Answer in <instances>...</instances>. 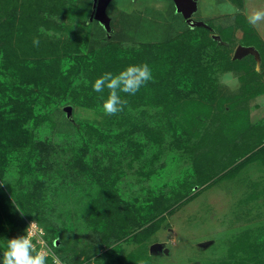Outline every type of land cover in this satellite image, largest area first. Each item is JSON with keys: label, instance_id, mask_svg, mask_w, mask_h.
Returning <instances> with one entry per match:
<instances>
[{"label": "rangeland", "instance_id": "rangeland-1", "mask_svg": "<svg viewBox=\"0 0 264 264\" xmlns=\"http://www.w3.org/2000/svg\"><path fill=\"white\" fill-rule=\"evenodd\" d=\"M230 1L108 0L107 20L97 15L95 0H38L35 3L51 10L48 17L61 25L53 26L59 31L50 39L65 42L74 34V38L78 35L83 43L86 39L89 44L96 40L120 42L131 48L124 55L127 67L138 65L134 64L138 58L132 48L159 42L162 36L165 39L162 51L166 55L159 56L158 53L152 69L170 72L173 54L192 49L194 43L193 53L201 62L195 69L201 71L196 82L206 91H192V86L179 87L178 92L186 107L194 99L203 105L211 103L213 112L202 124L192 119L189 126L195 129L185 126L183 130L195 132L196 139H200V135L202 139L205 137V145L201 142L195 150L196 153L201 151L199 163L192 161L187 166L192 148L184 151L186 143L182 136L179 145H169L168 139L157 159L139 161L132 155L122 156L119 161L122 180L114 187L126 201L109 207L104 204L97 217L91 214L90 207L96 200L88 198L87 193L98 190L86 185V174L72 173L70 177L57 172V181L70 179L66 181L67 185H40V164L36 159L31 168L35 170L33 178L38 174L39 181L26 185L24 182L28 178H21L13 169L15 161L10 160L3 173L0 169V222L8 230V240L24 232L20 221L16 220L18 216L32 214L35 218L31 222L43 228L39 239L33 241L37 249H50L54 261L58 257L62 264H264V151L259 150L264 145L261 144L264 139V93L254 94L264 90V64L257 67L258 62H264V22L253 27L246 16L254 8L264 9V0H247V14L244 0ZM18 2V8L25 13L34 8L30 5L24 9L22 5L28 2ZM166 24L171 26L164 27ZM216 35L223 40L218 42ZM87 48L88 45L83 46V53L88 52ZM237 50H240L239 54ZM28 51L34 52V49L28 48ZM179 60L182 62L184 58L180 55ZM190 65L192 63L183 67ZM182 69H176L177 78ZM183 71L185 75L192 74L186 68ZM185 82L190 83L188 79ZM210 91L212 94L208 97L206 94ZM70 99L68 97L54 115L62 122L58 123L59 127H68L60 132L66 138V145L71 141L78 147L85 145L84 137L75 126L78 121L90 122L101 129H119L122 135L132 129L131 124L129 127L119 124V116L106 115L101 105H76ZM67 106L71 107V117L65 113ZM241 107L247 108L248 113ZM147 109L153 112L146 106L131 110L138 114ZM184 120H181L182 124H186ZM224 140V149L230 141L241 143L242 147L239 150L233 146L225 153L226 157L221 158L223 148L219 145ZM94 147L89 144V149L84 152L86 163H91L98 155ZM227 161H230L229 166L223 170ZM106 162L111 161L106 158L104 165ZM196 166L204 172L184 179L188 173L186 169ZM50 178L47 177L48 182ZM177 179L179 183L175 182ZM175 184L180 185V189L172 193ZM163 195L167 198H161ZM155 197L163 200L162 209L165 207L166 211L155 217V220L163 219H158V230L146 239L143 232L151 230L153 211L150 204ZM97 201L101 205L104 200ZM139 203L142 204L138 206ZM138 226L142 227L134 230ZM32 231L35 232L34 228ZM112 237L117 240L109 245L107 241ZM3 239L0 237L3 248L0 257L7 246L2 245ZM55 245L59 246L54 248Z\"/></svg>", "mask_w": 264, "mask_h": 264}, {"label": "trees", "instance_id": "trees-1", "mask_svg": "<svg viewBox=\"0 0 264 264\" xmlns=\"http://www.w3.org/2000/svg\"><path fill=\"white\" fill-rule=\"evenodd\" d=\"M17 1L0 0V164H2L0 169L2 173L6 170L7 163L14 160L13 169L20 173L21 178H28L24 182L26 185H33L32 181L38 183L39 178L38 174L33 178L35 170L31 167L33 162L38 159V164H40L38 170L41 171L39 172L41 176L40 185H47V183L49 185H67L66 181H70V179L61 178L62 180L57 181V172L70 177L72 173L75 175L86 174V185H92L94 186L92 187L93 190L94 188L98 190L96 193L91 190L93 193L91 194L88 189L89 193H87L88 198L93 197L96 200V203L90 207L91 214L97 217L102 212L104 204L109 207V205H121L122 201H126L121 198L118 190L114 187L122 180L123 172L119 167L122 156L132 155L135 160L139 159V161L157 159L165 149L164 146L168 139L169 145H179L178 142L182 136L186 143L184 151L187 152L192 148V151L188 153L187 166L192 161L198 160L199 163L198 153L201 151L196 153L195 150L196 146H200L199 143L204 142L205 145V137L202 139V135H200V139H196L195 132L189 130L190 133H186L183 130L186 129L185 126L192 130L195 129L189 126L192 119L202 124L213 112V105L211 103H204L205 105H203L201 101L193 99V102L190 101L189 106L186 107L178 92L179 87L192 86H194L192 91H206L203 87L200 88V84L196 82L201 71H195V69L201 62L200 58L193 53L195 52L194 43H192V49L186 48L180 54H173L175 58L169 62L170 72L165 69L160 71H153L152 69L154 61L160 55H166L162 51L165 40L162 36L159 42L153 44H134L137 47L132 49L135 50V55L138 58L134 64L147 63L152 69L153 80L149 81L135 95L122 93V98L128 101L127 106L124 111L111 116L112 118L119 116V124L127 127H129L128 124H131L132 129L127 130L125 135H122L119 129H101L90 122L78 121L75 126H77L79 135L84 137L85 145L78 147L74 143L75 141L66 145V138L60 132L63 129L68 130V127H59L58 123L62 122L54 118L56 112H59L60 105L66 102L69 97L71 98L70 101L76 105L102 106L103 99L107 98V90L103 94L96 93L93 91L92 85L103 73L117 74L121 69L126 68L124 55L131 48H126L127 46L124 44L110 40H104L105 42L96 40L89 44L86 39L83 43L78 35H75V39L74 34L70 40L66 39L65 42L60 43L57 40L55 42L50 39V36L56 35L59 30L53 26L59 27L61 25L48 17L52 14L50 13L51 10L42 7L41 4L36 5L38 0H23L28 2V4L22 5L24 9L30 5L36 7L25 13L18 8L19 2L17 4ZM100 15L109 19L106 10ZM166 26L170 27L171 25L166 24L164 27ZM34 36H38L40 39L39 47L32 43ZM86 45L89 47L87 48L88 52L83 53V46L86 47ZM28 48L34 49V52H29ZM38 50L40 55H38ZM178 55L184 58L182 62ZM69 61H73V63L70 64ZM191 63L192 65L185 68L192 74L185 75L183 66ZM178 67L183 68L179 71V78L175 75V72H178L176 71ZM186 79L190 83H186ZM188 84L191 86H186ZM263 93L264 90L254 92L256 95ZM211 94L210 91L206 95L210 97ZM102 96L103 99H101ZM98 99L100 100L99 103L96 102ZM143 106L152 108L153 112L147 109L138 114L132 113L131 109H139ZM219 108L222 110L223 106L221 105ZM241 109L248 113L247 108L241 107ZM65 113L69 117L72 116L71 112L65 110ZM182 119H186L184 120L186 124H182ZM60 136L62 137L58 138ZM166 136L169 137L166 138ZM229 138L231 137L229 136ZM224 143L225 140L219 145L223 148L220 151L222 153L221 158L226 157L225 153L227 150H231L233 146H237L239 150L242 147L241 143L230 141L229 146L224 149ZM263 143L264 139L261 144ZM89 144H94L93 150H97L96 154L98 155L91 163H86L83 154L89 149ZM261 149L264 151V145L259 148V150ZM171 152H174V149L171 148ZM59 153L63 157H60ZM106 158H109L111 162H106L104 165ZM225 163L222 167L223 170L229 166L230 161ZM198 168L196 166L190 170L186 169L188 173L184 179H187L189 175L193 177L204 172L203 169L199 170ZM47 177H51L50 182H48ZM182 177L183 175L178 179ZM178 179L175 182L179 183ZM81 182L82 180H80ZM179 189L180 185L175 184V188L171 192L177 193ZM161 198L167 197L163 195ZM161 198L155 197V201L150 204L153 211V218L151 219L153 223L149 232H143L146 239L158 230V219H163V217H159L155 220V217L166 211L165 207L162 209L165 204ZM99 199L104 200L101 205L97 201ZM136 200L138 201V199ZM133 204L136 205L137 202ZM141 204L139 203L138 206ZM6 213L4 212V215ZM34 218L35 216L32 214L23 215L21 218L18 216L16 220L20 221L19 225L24 230L19 236L25 234L26 227L32 223ZM23 221L25 223L21 225ZM102 221L105 224V221ZM9 222L15 224V222ZM4 226L0 222V237H4V244L2 245H7L8 230ZM142 226H138L134 230ZM116 240L112 237L107 242L111 245ZM139 240L142 241V239ZM50 246L51 243L49 248L52 247ZM57 246L55 245L54 248ZM2 249L0 246V251ZM48 264H55L54 258L50 254Z\"/></svg>", "mask_w": 264, "mask_h": 264}, {"label": "clouds", "instance_id": "clouds-1", "mask_svg": "<svg viewBox=\"0 0 264 264\" xmlns=\"http://www.w3.org/2000/svg\"><path fill=\"white\" fill-rule=\"evenodd\" d=\"M111 1V0H110ZM109 4V3H108ZM108 6V5H107ZM107 6L105 10H107ZM97 10V5H95ZM107 18V17H106ZM104 18V20H107ZM253 27L264 22V9L254 8L247 17ZM32 43L39 47L40 39L34 36ZM264 62H258V69ZM153 80L152 69L147 63L130 65L117 74L105 72L99 76L92 85L93 91L103 94L107 90V98L103 99V111L108 116H115L124 111L128 101L122 98V93L135 95L149 81ZM39 227V225H37ZM34 222L25 230V234L8 240L6 250L0 257V264H47L50 249H37L33 242L39 239V234L32 231ZM40 229H43L39 227ZM45 234V231H44ZM54 255V254H53ZM55 264H62L57 257Z\"/></svg>", "mask_w": 264, "mask_h": 264}, {"label": "water", "instance_id": "water-1", "mask_svg": "<svg viewBox=\"0 0 264 264\" xmlns=\"http://www.w3.org/2000/svg\"><path fill=\"white\" fill-rule=\"evenodd\" d=\"M108 0H95L96 2V5H97V11L99 12V14H97L98 16H102L100 15V13L104 12L105 11V8H106V2ZM103 18H106L104 16H102ZM240 50H237V54H239ZM71 110V107L70 106H67L66 107V111L70 112Z\"/></svg>", "mask_w": 264, "mask_h": 264}, {"label": "crops", "instance_id": "crops-1", "mask_svg": "<svg viewBox=\"0 0 264 264\" xmlns=\"http://www.w3.org/2000/svg\"><path fill=\"white\" fill-rule=\"evenodd\" d=\"M228 1H230V0H228ZM231 2V1H230ZM248 1L246 0V3H245V0H244V8H245V13H246V8H247V3ZM232 3V2H231ZM247 14V13H246ZM247 17H248V14L246 15ZM216 40L218 41V42H221V40H223V38L221 37V36H217L216 35ZM225 40V39H224ZM251 48V47H250ZM252 49V48H251ZM252 51L254 52V53H258V51L256 52L255 50H254V48L252 49ZM67 264V263H66Z\"/></svg>", "mask_w": 264, "mask_h": 264}, {"label": "built area", "instance_id": "built-area-1", "mask_svg": "<svg viewBox=\"0 0 264 264\" xmlns=\"http://www.w3.org/2000/svg\"><path fill=\"white\" fill-rule=\"evenodd\" d=\"M37 228H38V234L43 233V231H41V229L36 224H34V231L35 232L37 231Z\"/></svg>", "mask_w": 264, "mask_h": 264}]
</instances>
